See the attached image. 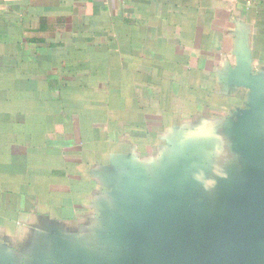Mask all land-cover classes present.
Instances as JSON below:
<instances>
[{
	"label": "crops",
	"instance_id": "1",
	"mask_svg": "<svg viewBox=\"0 0 264 264\" xmlns=\"http://www.w3.org/2000/svg\"><path fill=\"white\" fill-rule=\"evenodd\" d=\"M264 83V0H0V264L98 256L129 170L184 155L204 188Z\"/></svg>",
	"mask_w": 264,
	"mask_h": 264
},
{
	"label": "water",
	"instance_id": "2",
	"mask_svg": "<svg viewBox=\"0 0 264 264\" xmlns=\"http://www.w3.org/2000/svg\"><path fill=\"white\" fill-rule=\"evenodd\" d=\"M239 84L251 90L230 130L240 168L213 193L204 188L203 158L184 155L151 182L127 171L102 255L66 264H264V83L243 73Z\"/></svg>",
	"mask_w": 264,
	"mask_h": 264
}]
</instances>
